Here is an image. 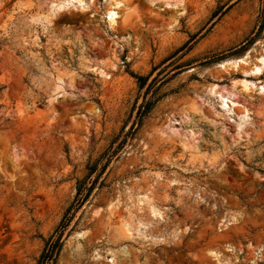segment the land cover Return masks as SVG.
I'll return each mask as SVG.
<instances>
[{"label": "rangeland", "instance_id": "obj_1", "mask_svg": "<svg viewBox=\"0 0 264 264\" xmlns=\"http://www.w3.org/2000/svg\"><path fill=\"white\" fill-rule=\"evenodd\" d=\"M132 1L0 0V264H264V0Z\"/></svg>", "mask_w": 264, "mask_h": 264}, {"label": "trees", "instance_id": "obj_2", "mask_svg": "<svg viewBox=\"0 0 264 264\" xmlns=\"http://www.w3.org/2000/svg\"><path fill=\"white\" fill-rule=\"evenodd\" d=\"M169 58L170 57L166 58L160 64L154 65L151 71L146 75H134L139 81V96H142V100L141 102H138V96V99L130 114V118L134 117L133 121L128 131L125 132L124 130H122V133L124 131V135L119 143V149L125 144L130 136H133L135 134L136 130L143 123L145 117L151 112L155 104L163 96V93H160L161 87L163 84L169 81L170 78H172V76L169 75V72H165L169 67V64H165ZM156 70L158 71L153 76ZM112 148L113 145H111L95 163L91 164L89 166L88 175L85 177V179L79 181L75 197L66 209L63 219L58 225L55 233L49 238L48 247L43 250L40 256V263L48 261L53 257L56 248L59 246L58 244L60 242V239L64 234V231L67 229L68 225H70L73 216L75 215L77 210H79L82 205L91 197L93 190L97 186L101 174L106 170L112 158L119 150L118 147L113 149ZM94 174L95 176H92ZM54 235L56 236L55 238H53Z\"/></svg>", "mask_w": 264, "mask_h": 264}, {"label": "bare ground", "instance_id": "obj_3", "mask_svg": "<svg viewBox=\"0 0 264 264\" xmlns=\"http://www.w3.org/2000/svg\"><path fill=\"white\" fill-rule=\"evenodd\" d=\"M133 1L130 0L129 2H126V0H114V3L111 4L109 10H108V18L110 20L111 24L117 23V18L119 17V9L121 6H125L126 11L132 8ZM176 21L175 14H171L170 17V23H174ZM4 153V152H3ZM8 157V156H7ZM6 154H2L1 159L6 160L7 159ZM5 162V161H4Z\"/></svg>", "mask_w": 264, "mask_h": 264}]
</instances>
